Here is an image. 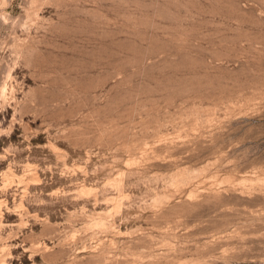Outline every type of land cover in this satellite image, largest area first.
<instances>
[{"label": "rangeland", "instance_id": "obj_1", "mask_svg": "<svg viewBox=\"0 0 264 264\" xmlns=\"http://www.w3.org/2000/svg\"><path fill=\"white\" fill-rule=\"evenodd\" d=\"M0 264H264V0H0Z\"/></svg>", "mask_w": 264, "mask_h": 264}]
</instances>
